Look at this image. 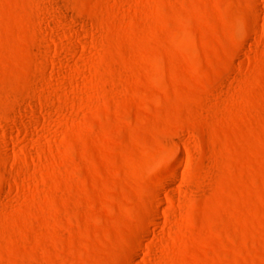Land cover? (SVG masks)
I'll list each match as a JSON object with an SVG mask.
<instances>
[{"label":"rangeland","instance_id":"374dc122","mask_svg":"<svg viewBox=\"0 0 264 264\" xmlns=\"http://www.w3.org/2000/svg\"><path fill=\"white\" fill-rule=\"evenodd\" d=\"M0 264H264V0H0Z\"/></svg>","mask_w":264,"mask_h":264},{"label":"bare ground","instance_id":"6f19581e","mask_svg":"<svg viewBox=\"0 0 264 264\" xmlns=\"http://www.w3.org/2000/svg\"><path fill=\"white\" fill-rule=\"evenodd\" d=\"M40 55L45 58V53L44 52L41 51Z\"/></svg>","mask_w":264,"mask_h":264}]
</instances>
